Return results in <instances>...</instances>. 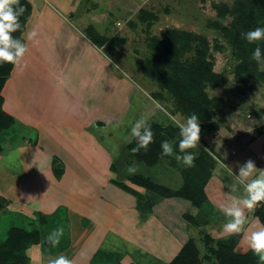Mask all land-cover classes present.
Segmentation results:
<instances>
[{
    "label": "crops",
    "instance_id": "0c3cea01",
    "mask_svg": "<svg viewBox=\"0 0 264 264\" xmlns=\"http://www.w3.org/2000/svg\"><path fill=\"white\" fill-rule=\"evenodd\" d=\"M27 1L32 6V14L26 25L23 39L29 50L21 64L14 67L2 95L5 112L15 118L25 129H34L35 142L33 145L24 143L17 147L21 148L22 152L32 153L33 156L26 163H17L16 165L11 158L5 159V154L0 157V172H4L7 177L12 179L11 181L17 183L16 186H5L0 180V197L9 202L8 209L12 210V213L30 219H37L36 214L38 213L48 216L56 213L59 208H65L70 221L69 235L71 239L68 249L53 255L46 254L41 245H32L26 252L30 264H49L50 260L60 255L71 259L73 264H95L93 261L95 255L104 247L106 252H112L110 258L114 264L118 262L120 264H170L181 252L182 244L171 233L168 235L167 229L163 228L153 215L140 213L136 209L135 197L112 184L113 180H118L120 171L124 172L128 169V166L124 167L128 161L117 165L118 160L114 161L109 151L98 143L100 141L96 135L90 132V127L93 124L97 127L103 126L102 108L104 106L99 107L98 105L102 104L104 100L103 95H99L102 89L92 91L90 95L85 96L86 100H83L85 109L81 110L82 106H80V113H77V104L73 105L69 100L66 104L62 103L63 98L61 99V97L60 103L55 106L54 98L57 93L51 96L50 94H54L55 89L59 90L58 87L63 84V81L58 79L55 82L49 78L48 68L40 66V61H38V59L42 60L46 48L51 47L52 38L56 40L66 34L69 41L64 44V49L69 50V53H71L70 48H74L75 52L78 51L79 62L76 68L86 69V71L94 69V73H96L95 70H101L100 64L98 65L94 61L89 62V60L86 62L85 58L89 52L92 55L95 53L98 57L99 54L95 49L98 46L96 44L91 46V42L82 40L92 38L91 35L86 34L91 28L94 33L104 37L103 33L97 31L96 23L99 20L93 18L104 17L101 11L106 5H109V0ZM78 13L83 14L88 20L82 19V17L76 20ZM108 18L112 19L110 16ZM104 21L109 24L102 25L110 26L111 20L105 19ZM60 23H67L68 30H61ZM85 23L91 24L86 25ZM33 29L38 32L36 39L39 43L27 39V33ZM98 48L102 49V47ZM82 61L85 63H81ZM66 65L75 66L74 63ZM21 71H26V73ZM17 73L23 75L19 81ZM84 84L86 83L84 82ZM84 84L81 79L79 86L76 84L74 88L69 89V91L71 90V92L68 91L70 98L73 91L77 95H74V100L72 99L74 103L82 104L79 98L85 94L86 85ZM8 90L15 91L14 100L9 98ZM234 125H237L238 129L235 130ZM243 125L237 120L235 124L229 122L226 124L227 128L217 132L219 135L217 142L210 143L216 165L212 171L214 172L213 176L205 187L207 202L203 206L210 212L215 210L221 213L219 206L228 202L230 194L243 195V186L240 185H237L235 193H230V187L236 181L232 179L234 178L232 175L226 174L227 171L224 167L226 164L232 163L235 167L234 172L237 168L236 174L239 171L237 163L242 164L249 159L255 161L257 168L264 169V126L251 132V129H247ZM238 146H240L239 149H236ZM90 150L95 152L98 157L94 158L87 154ZM125 151H128V144L123 152ZM90 156L93 158L92 160H90ZM55 159L63 168L61 179H57L53 170ZM118 159L120 160V156ZM165 160L163 159L153 167L158 169L166 164ZM115 162L116 171H113L112 167ZM21 165L24 167L22 172H17L18 169L14 171V167ZM137 165L138 163L133 162L129 164V168L138 169ZM166 166V169L163 168L165 170L162 175L166 183L171 188L181 186L183 180L180 173L182 170L179 169L180 165L176 164L173 169L175 174L174 171L169 170L167 164ZM143 170L151 176L152 170L149 167L144 166ZM219 170L226 174L227 183L225 186L222 184V188L215 186L217 177L215 172ZM179 179L181 180L180 185L177 184ZM136 187L145 191L138 185ZM255 210L257 209L252 211L245 209V213L249 217V224L245 225L244 234L237 244L235 249L237 253L247 254L251 251L247 236L258 227H264L257 217L252 216ZM159 227L166 232L158 230ZM205 227L213 239L236 234L225 233L223 224ZM144 230H149V233ZM139 233L142 235L139 236ZM112 237L115 242H112ZM121 247L126 248L127 251L123 258L116 260L114 256ZM131 248L138 252L139 256Z\"/></svg>",
    "mask_w": 264,
    "mask_h": 264
},
{
    "label": "rangeland",
    "instance_id": "374dc122",
    "mask_svg": "<svg viewBox=\"0 0 264 264\" xmlns=\"http://www.w3.org/2000/svg\"><path fill=\"white\" fill-rule=\"evenodd\" d=\"M238 1L239 0H109V5H104L105 7L101 11L104 17L97 16L93 18L99 20V22L96 23V26H98L97 31L103 33L104 38L107 39L106 45L102 47V49L95 47L99 54L98 57L95 53L92 55L90 52L85 56L86 62L89 60V62L94 61L96 64L101 65L99 66L101 70H95L96 73L93 72L94 69L86 71V69L81 70L76 68L79 62L78 51L75 52L74 48H70L71 53H69V50L64 49V44L69 41L66 34H64L62 38H57L56 40H53V38L51 39V47L49 49L46 48L44 51L45 53L51 54L46 55L44 53L42 60L38 59V61H40V66L48 68L49 78H52L55 82L58 79L62 80L63 84L58 87L59 90L55 89L54 94H50V96L57 93V96L55 95L54 98L55 106L57 103H60V97L61 99L63 98L62 103L64 102L66 104L69 100L71 104H77V113H80V106H82L81 110L84 111L85 109V105H83V100H86L85 96L90 95L92 91H99L102 89L99 95H103L104 100L102 104L99 103L98 105L99 107L104 106L102 108V116L104 118L103 126L97 127L93 124L90 127V132L96 135L100 141L98 143L109 151L114 161L118 160L117 165L128 161L127 164L124 165V167L128 166V169L124 172H119V182L142 194H145L146 191L137 188L133 180L141 181L149 177L156 183L173 190H177L181 187L177 186L176 188H171L170 185L166 183L165 178H163L164 176H162L163 171L166 169L165 167H167L166 164L169 170L172 171H174L175 164H178V166L180 165L179 169L181 168V170L186 168L181 161L176 159V154L178 153L174 152L173 155L166 156V158H164L166 159V164L155 169L154 167H149L145 163L138 161L134 155L129 156V151L123 152L126 145L128 144L129 147L135 139V137L131 135V127L141 116L147 117L151 126H161V128L165 129V134L167 129H175V139L171 140V142H174V151H179L177 147L181 138L179 135V128L173 124L169 118V114L177 116L178 118L185 116L179 112L177 101L174 96L167 90L160 88L157 83L152 82L141 72V68L152 58L153 52L150 49V45L153 40L155 38L160 40L166 39L171 30L186 32L192 34L196 38L192 42V50L185 55L183 62L190 64L193 60L202 55L207 62L213 64V72L219 77L217 81L219 85L215 88L210 84H206L205 92L208 98L211 96V99L217 98L225 101L226 106L222 112L216 113L209 122L217 123L218 131L227 128L226 124L229 122L235 124L236 120L240 124H244L243 126L247 129H251V132L257 129L259 130V128L264 126V69L255 61L258 74L263 75V78H257L256 83L250 84L251 82L248 81L245 74H243L244 80L237 78V69L242 65L241 62L243 60L240 56L238 41L233 38L237 36L235 21L238 18ZM225 8L234 11L235 14L232 15L228 13L222 15L221 12ZM57 13L58 12H56V14ZM57 15L61 18L59 14ZM109 16L112 17V19L108 18ZM80 17L88 20L87 17L80 13L76 15V20L80 19ZM105 19L111 20L110 26L102 25L107 22L104 21ZM256 19V27H264L263 11H257ZM60 24L62 27L60 28L61 30H68L67 23ZM86 34L88 35L89 33L86 32ZM96 34L94 35L98 36ZM114 40L118 43L116 49L113 53H108L107 46ZM82 41L91 42V46H95L96 43L101 42L99 39H94V37L93 39L84 38ZM258 43L264 48V41ZM67 63H74L75 66L66 65ZM81 63L85 62L82 61ZM22 73H26V71ZM17 74L19 81V78L23 75H21V73ZM81 79H83V84L84 82L86 83L84 84L86 85L85 94L79 98L82 104L73 102L75 96H77L74 94V91L72 92L71 98L68 94L71 92V90L69 91L70 88H74L76 84L79 86ZM245 82L248 83L247 86H245ZM7 94L11 100H14V90H8ZM41 96H44V94H41ZM209 122L206 124L200 122V146L194 149L198 155H202L204 158L205 156L208 157L213 155V151L210 149V143L213 141L217 142L219 137L217 133L207 130L206 126ZM237 127V125H234L235 130L238 129ZM2 142L4 147L8 149V151L4 153L5 159L11 158L16 165L17 163H26L33 156L32 153L22 152V150H20L21 148L18 149L17 147L21 144L24 145V143L33 145L35 142V130L18 128L17 132L12 134L6 133V135L2 137ZM175 147L177 148L175 149ZM239 147L240 146L236 147V149H239ZM87 154L94 158L98 157L92 150L87 152ZM91 156L90 160L93 159ZM119 156L120 160L118 159ZM212 158L214 157L212 156ZM133 162L138 163V169L134 168L135 171L130 172L129 164ZM228 165L232 169H235L232 163L230 164L229 162ZM144 166L152 170L151 176H149L150 174L147 175L143 170ZM16 167L13 169L14 171L18 169L17 172H22V169H24L22 165ZM235 172H237V168ZM173 173L175 174V171ZM213 173L214 172H212V176ZM226 174L228 175L229 173L227 172ZM226 174L220 170L215 172V175L218 177L217 179V177L214 176L216 177L215 186L222 188V184L224 186L226 185ZM232 179L234 180V178ZM0 180L3 181V185L5 186H16L17 184L16 181H11L12 179L7 177L4 172H0ZM180 183L181 180L179 179L177 184L180 185ZM13 188L16 190L15 187ZM169 202H171L168 203L171 206H157L155 208V214H161L168 220V223L170 222L175 226L176 230L187 232V234L190 235L200 253L198 259L199 264H220L221 261L215 253L218 248V242L229 240L234 237H236L235 241L239 238L236 245H234V252L235 254H240L237 253L235 249L244 231L236 233L233 236L218 239H213L208 234L205 226L224 225V223H226L227 218L222 213H218L215 210L214 212H210L203 206L197 208L183 200L177 199ZM260 205H258L256 209H259ZM8 208L9 205L5 206V208L0 211V242L6 238L10 228L16 225L17 227L19 225L22 226L21 224H23L21 222V216L12 213V210ZM155 214L153 216L164 228L163 222ZM252 216L256 217L255 213H252ZM67 221L69 226L70 221L68 218ZM193 222H196L197 225H193ZM47 224L51 227H46L44 229L42 235L43 239H45L44 241H46V237L51 232L59 228L54 225L55 223L53 221ZM38 228L39 227L36 226V229ZM158 230L166 232L160 227ZM64 231V233H67V228ZM145 232L149 233V230ZM167 232L168 235H170V230L167 229ZM134 233L137 232L134 231ZM141 235L142 233H139V236ZM173 237L177 239L175 236ZM111 239L112 242H115L113 237ZM61 240L60 238V242ZM56 247L50 246L48 250L54 251ZM125 251H127L126 248L121 247L116 254H120L121 258H123L126 253ZM238 252H240V250H238ZM134 253H137L136 255L139 256V253L135 250ZM255 259L256 264H260L257 256Z\"/></svg>",
    "mask_w": 264,
    "mask_h": 264
},
{
    "label": "trees",
    "instance_id": "16d2710c",
    "mask_svg": "<svg viewBox=\"0 0 264 264\" xmlns=\"http://www.w3.org/2000/svg\"><path fill=\"white\" fill-rule=\"evenodd\" d=\"M20 3L26 8L24 15L20 18L23 27L13 35L23 39L26 25L31 18L32 6L27 0H20ZM258 10L264 12V0H239L237 3L238 18L235 21L237 36L233 38L238 41L240 56L243 59L241 62L242 65L237 69V78L244 80L243 74H245V77L251 82L250 84L256 83L257 78H263V75L258 74L255 60L252 59V52L257 45L255 43L249 44L246 40L242 39L241 33L253 30L257 26L256 13ZM228 13L232 15L235 14L234 11L227 8L221 12L222 15ZM88 33L89 35L92 34V39L94 37V39H99V41H101L100 43H96L98 47L101 48L106 45L107 39L99 35L95 36L94 34L96 33L93 32L92 28L88 30ZM195 39L196 38L192 34L177 30H171L168 37L164 40L155 38L150 45V49L153 52L152 58L141 68V72L152 82L157 83L160 88L167 90L174 96L177 101L179 112L183 116L186 117L195 113L200 117V122L206 124L216 113L224 110L226 102L217 98L209 99L205 92L206 84H210L215 88L219 85L217 82L219 77L214 74L212 63L207 62L202 55L193 60L190 64L183 62L185 55L192 50V42ZM117 44L116 40L111 41L107 46V52L113 53ZM14 67L13 64L7 62L0 63V157L8 151L3 145L2 137H4L6 133L12 134L17 132V125L23 127L15 118L5 112L3 108L4 97L2 92L12 75ZM247 85L248 83L245 82V86ZM206 127L207 130L214 133H217L219 130L217 123L214 122H209ZM23 129L25 128L23 127ZM152 130L154 132V142L148 146L147 150L140 149L139 151H135L138 147L136 138L128 147L129 156L134 155L138 161L145 163L149 167L157 165L166 158V156L162 155L161 142L165 139L171 142V140L175 139L174 132L176 133L175 129L170 128L166 130L165 134V129L158 125L152 126ZM177 147H175V149ZM174 152L183 155L179 153L178 150ZM215 165L216 162L211 156H205L204 158V156L198 155L194 162V166H186L184 170L182 169L181 176L183 182L181 187L177 190L162 186L149 177L141 181L133 180L136 185L145 189V194L135 191L118 180H113L112 184L135 197L137 201L136 209L144 215H154L157 206H171L168 204L171 203L169 201H175L177 199L186 201L192 206L200 208L207 202L205 187L212 177V171ZM112 169L116 171V162L113 163ZM53 170L57 179H61L63 168L56 159L53 161ZM8 204L9 202L5 198L0 197V211ZM155 215L159 217L164 226L170 230L172 235L183 245L181 252L170 264H199L198 259L200 253L190 235L187 234V232L176 230L175 226L170 222L168 223V220L161 214L156 213ZM255 215L264 226L263 203L260 205L259 209L255 210ZM36 217L37 219H30L21 215L22 226L19 225L17 227L16 225L8 230L6 238L0 242V264H30L26 252L32 245H41L43 251L48 255H53L68 249L71 240L66 209L59 208L56 213L48 216L38 213ZM51 221L55 223L54 225H56V227H63L64 230L67 228V233L63 234L61 242L54 251L48 250L51 245L44 241L45 239L42 237L44 229L46 227H51L47 224ZM193 223V225H197L196 222ZM36 226L39 228L36 229ZM238 239L239 238H237V241ZM235 240L236 237L218 242V248L215 253L221 261L220 264H256V255L253 251L247 254H235L234 245L237 243ZM111 255L112 252H106L104 248H101L95 255L93 261H95V264H113L110 258L112 257ZM113 255H115V253H113ZM114 257L116 260L121 258L120 254H116ZM117 264L120 263L118 262Z\"/></svg>",
    "mask_w": 264,
    "mask_h": 264
},
{
    "label": "clouds",
    "instance_id": "9594fccd",
    "mask_svg": "<svg viewBox=\"0 0 264 264\" xmlns=\"http://www.w3.org/2000/svg\"><path fill=\"white\" fill-rule=\"evenodd\" d=\"M26 8L20 0H0V63H10L14 66L21 64L28 52V45L20 37L13 34L20 31L23 25L20 18L24 15ZM38 32L33 29L27 33V39L39 43L36 39ZM241 38L249 44H256L252 52V59L264 69V48L258 42L264 41V27H256L241 33ZM212 97L210 96L209 99ZM169 118L175 126L179 128L180 140L178 143L179 153L176 159L182 161L185 166H194L198 156L195 151L200 146L201 126L200 117L192 113L186 117L178 118L169 114ZM131 135L137 139L138 147L147 150L148 146L154 142V132L148 118L141 116L131 127ZM163 156L174 154V142L167 139L161 142ZM229 175L234 177L236 183L230 187V193L237 191V185L243 186V195H231L228 202L219 206V211L227 218L223 225V231L227 234L241 233L245 231V225L249 224V217L245 213L254 210L258 205L264 203V169H259L255 161L249 159L240 164L238 174L227 164L224 166ZM134 172V168H129ZM64 234V228L60 227L51 232L46 241L56 247L60 243V238ZM248 244L254 254L258 257L260 264H264V227H258L247 236ZM49 264H73V261L64 255H60L50 260Z\"/></svg>",
    "mask_w": 264,
    "mask_h": 264
}]
</instances>
